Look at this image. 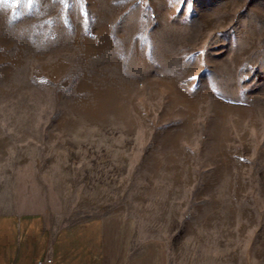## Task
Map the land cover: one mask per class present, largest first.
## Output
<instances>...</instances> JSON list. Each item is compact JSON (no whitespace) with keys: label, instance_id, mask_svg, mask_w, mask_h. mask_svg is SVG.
<instances>
[{"label":"rangeland","instance_id":"rangeland-1","mask_svg":"<svg viewBox=\"0 0 264 264\" xmlns=\"http://www.w3.org/2000/svg\"><path fill=\"white\" fill-rule=\"evenodd\" d=\"M100 218L105 264H264V0H0V215Z\"/></svg>","mask_w":264,"mask_h":264},{"label":"crops","instance_id":"crops-1","mask_svg":"<svg viewBox=\"0 0 264 264\" xmlns=\"http://www.w3.org/2000/svg\"><path fill=\"white\" fill-rule=\"evenodd\" d=\"M105 264V226L93 218L51 228L42 213L0 215V264Z\"/></svg>","mask_w":264,"mask_h":264},{"label":"built area","instance_id":"built-area-1","mask_svg":"<svg viewBox=\"0 0 264 264\" xmlns=\"http://www.w3.org/2000/svg\"><path fill=\"white\" fill-rule=\"evenodd\" d=\"M36 264H51V259L50 258H42L39 259Z\"/></svg>","mask_w":264,"mask_h":264}]
</instances>
